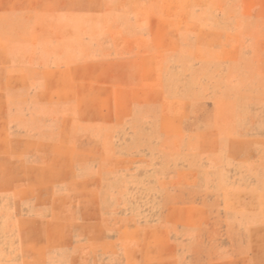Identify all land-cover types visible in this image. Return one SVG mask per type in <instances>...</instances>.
I'll use <instances>...</instances> for the list:
<instances>
[{
	"label": "rangeland",
	"instance_id": "1",
	"mask_svg": "<svg viewBox=\"0 0 264 264\" xmlns=\"http://www.w3.org/2000/svg\"><path fill=\"white\" fill-rule=\"evenodd\" d=\"M0 264H264V0H0Z\"/></svg>",
	"mask_w": 264,
	"mask_h": 264
}]
</instances>
